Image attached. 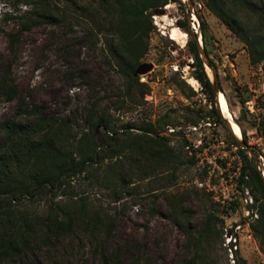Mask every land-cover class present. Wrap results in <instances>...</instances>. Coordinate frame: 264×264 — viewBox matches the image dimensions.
<instances>
[{"label": "rangeland", "instance_id": "1", "mask_svg": "<svg viewBox=\"0 0 264 264\" xmlns=\"http://www.w3.org/2000/svg\"><path fill=\"white\" fill-rule=\"evenodd\" d=\"M52 1L67 10L72 5V0ZM181 1L183 5L168 3L162 15L151 14L153 28L140 63H152V67L139 74V80L147 82L150 90L138 104L119 110L115 107L119 95L111 94L114 86H122L125 81L106 62L103 34L90 33L80 20L71 18L60 25L39 22L21 32L15 49L9 46L8 36L19 29V20H5L2 14L11 9L12 0L0 1V75L10 68L17 88L12 100L0 101V123L24 118L18 107L23 100L43 116L65 117L71 125L66 130L67 142L72 143L86 130V107L94 101L114 117L113 129L119 143H127V135L137 134L147 122L161 118L164 125H157L154 133L164 136L166 144L179 154L177 160L155 167L152 159L127 151L118 162L119 170L126 174V185L117 187L121 193L104 175L103 169L110 165L107 158L100 162L101 168L95 167L94 179L77 174L57 195L42 192L17 199L0 192V213L2 208L12 209L16 215L34 219L44 217L55 203L70 208L84 203L88 212L110 221L108 233L102 228L92 233L78 230L57 238L50 246L41 245L33 253L0 264H52L53 260L60 264H104L103 258L115 253L124 264H236L242 260L264 264V237L252 227L257 226L264 200L255 201L247 178L237 190L233 188L239 181V144L231 140L228 128L210 112V99L193 74L189 36L179 21L187 14L188 26L196 32L198 43V15L206 22L207 48L216 67L217 87L241 127L240 137L234 135L238 140L243 134L247 140L248 130L263 126L264 71L261 64L249 62L244 43L205 7L203 0H191V9L188 0ZM26 7L18 5L15 13H22ZM172 28L178 37L170 36ZM182 33L186 35L182 37ZM204 68L212 78L207 61ZM179 80L187 84L183 85L184 91L177 85ZM249 98L255 100L253 112L246 108ZM33 119L29 116L27 122ZM126 123L133 128L124 129L122 124ZM168 126L174 131H168ZM98 133V150H111L113 143H105ZM193 140L200 142L198 147H188ZM16 169L24 176L28 164ZM205 182L216 184L217 198ZM225 183L226 197L219 187ZM206 218L210 229L200 235Z\"/></svg>", "mask_w": 264, "mask_h": 264}, {"label": "trees", "instance_id": "2", "mask_svg": "<svg viewBox=\"0 0 264 264\" xmlns=\"http://www.w3.org/2000/svg\"><path fill=\"white\" fill-rule=\"evenodd\" d=\"M71 2V8L67 10L61 4H52V0H12L11 9L5 10L2 14L5 20L14 18L19 20V29L9 33V46L16 49L21 32L39 22L60 25L68 18L80 20L79 22L88 28V32H94L95 35L103 34V46L107 50L106 62L121 74L125 81L124 86H114L115 92L111 94L119 95L116 109L124 108L128 104H138L139 99L150 90L148 83L140 81V76L133 73L148 49V38L153 28L151 11L153 8L164 7L170 2L183 5L182 1L98 0L96 4L76 0ZM203 3L244 43L249 62L261 64L264 71V0H203ZM20 4L27 7L22 13L17 14L15 8ZM198 18L202 47L208 56L207 63L215 67L207 48L206 22L199 15ZM89 19L92 23H89ZM179 22L189 36L187 45L193 56V74L201 85L203 93L210 99L212 104L210 112L223 123L215 106L213 83L204 68V59L199 53L198 36L188 26L187 14ZM177 85L184 91L183 85L187 84L179 80ZM16 92L11 70L7 68L0 75V101L12 100ZM191 93L195 94L193 90ZM18 107L24 118L0 123L2 137L0 192L8 197L15 196L19 199L24 195L32 196L42 192L57 195L77 174L84 173L87 178L94 179L95 167L101 168L100 162L105 158L110 165L103 169L104 175H108V181H111L114 189L118 190L117 187L126 185L124 182L126 174L119 170L118 162H122L127 151L140 158L143 156L146 160L152 159L155 167L179 158V154L166 144L164 136L154 133L157 125H164L161 118L156 119L154 123L147 122L142 126L143 129L139 128L141 132L127 135V143H119L115 136L117 131L113 129L114 117L109 114V109H100L97 102L93 101L86 107L84 119L86 130H83L74 142L69 143L66 130H69L71 125L65 117L43 116L38 109L28 108L23 100ZM29 116L34 117L30 123L27 122ZM261 123L263 126L260 129H264V117ZM122 126L124 129L133 128L132 124L128 123ZM96 132L101 134V140L105 143H113L111 150L106 152L98 150L101 145L95 137ZM229 136L233 142L239 144L232 132H229ZM242 140L246 143L244 134ZM239 151L243 159L241 181L246 175L255 201L264 200V180L255 167L254 158L249 157L246 149L241 148L240 144ZM135 161L139 160L135 158ZM26 164H28V173L22 176V171L16 168ZM118 192L121 193L119 190ZM8 202L10 203L9 198ZM49 209L44 217L38 216L34 219H27L21 213L16 215L12 209H1L0 262L14 261L19 256L33 253L36 247L50 246L57 238L76 234L78 230L92 233L102 228L109 232L110 221L102 220L99 214L88 212L84 203L79 208L55 203ZM256 223L257 226L252 225L253 229L264 237V208L259 210ZM38 229L41 233L37 232ZM209 229V219L206 218L199 234L202 235ZM51 262L60 264L55 260ZM103 263L124 264L118 253L104 257ZM236 264L247 263L242 260Z\"/></svg>", "mask_w": 264, "mask_h": 264}, {"label": "built area", "instance_id": "3", "mask_svg": "<svg viewBox=\"0 0 264 264\" xmlns=\"http://www.w3.org/2000/svg\"><path fill=\"white\" fill-rule=\"evenodd\" d=\"M193 27L196 29L195 25L193 24ZM255 100L253 98H249L245 101L246 104V108L248 109L249 112H253L254 108H255V104H254ZM191 129L196 130V126H191ZM168 131H174V128L168 126ZM248 135V139L246 140V144L249 147V149L252 151V153H250L249 151L246 150L247 154L249 156H252L255 159H257L259 161V163L262 165V167L264 168V129H260L258 126H254L251 130H248L247 132ZM200 142H196L195 140L191 141L190 144L188 145V147L190 145L194 146V147H198ZM238 147V146H237ZM239 155V154H238ZM237 155V173H238V184L234 185L233 188L235 190H237L238 185H241V172H242V167H243V159L242 157L239 155ZM227 164H229V162H226ZM247 176H244V179H246ZM244 181V180H243ZM212 183V182H211ZM210 182H205L206 187L208 190L214 191V197L217 198L218 197V193H216V189L217 186L216 184H211ZM244 183V182H243ZM230 185H232V183H229ZM200 185H202V183H200ZM222 187L220 188V193L222 194V196L226 197V186H228L226 183L224 185L220 184ZM245 201H247L246 198H244ZM248 200L251 201L250 196H248Z\"/></svg>", "mask_w": 264, "mask_h": 264}, {"label": "water", "instance_id": "4", "mask_svg": "<svg viewBox=\"0 0 264 264\" xmlns=\"http://www.w3.org/2000/svg\"><path fill=\"white\" fill-rule=\"evenodd\" d=\"M189 2V7L191 9L192 7V2L191 0H188ZM152 13L153 14H157V15H162L165 13V6L164 7H157V8H153L152 9ZM190 13V12H189ZM199 53H200V56L204 59V62L207 61L208 59V56L206 54V52L204 51L203 47H202V42L200 40V43H199ZM209 65V64H208ZM152 67V63H140L135 71H134V75H139V74H144L146 73L148 70H150ZM211 72H212V78L211 81L213 83V92H214V99H215V106H216V109L218 111V114H219V117L221 118V120L223 121V123L225 124L226 128H228V130L230 132H232V129H231V126H230V123L229 121L227 120V118H225V116L222 114L221 112V108L217 102V96H218V93L220 92L218 87H217V73L215 71V67H211ZM238 143L240 144L241 148H244L246 149L247 151H249L250 153H252V151L249 149V147L247 146V144L241 139V140H238ZM255 167L256 169L259 171L260 175L262 176L263 180H264V168L262 167V165L259 163V161L257 159H255Z\"/></svg>", "mask_w": 264, "mask_h": 264}, {"label": "bare ground", "instance_id": "5", "mask_svg": "<svg viewBox=\"0 0 264 264\" xmlns=\"http://www.w3.org/2000/svg\"><path fill=\"white\" fill-rule=\"evenodd\" d=\"M170 32H171V35L170 36H172L174 38H176V37L179 36V35H177V32H176V29L175 28H172V31H170ZM185 35H186L185 33H182V37H184ZM217 102H218V104H219V106L221 108L222 114L225 116V118H227V120L230 123L231 129H232V133L234 135H236L237 137H240L241 127L234 120V116H233L232 112L229 109V105H228L227 99L224 96V94L222 93V91H220L218 93Z\"/></svg>", "mask_w": 264, "mask_h": 264}]
</instances>
